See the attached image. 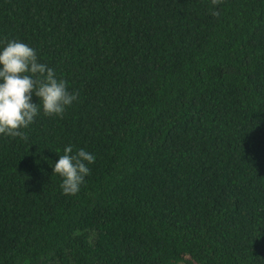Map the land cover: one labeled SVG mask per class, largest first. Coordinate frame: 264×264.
Returning a JSON list of instances; mask_svg holds the SVG:
<instances>
[{
    "label": "trees",
    "instance_id": "obj_1",
    "mask_svg": "<svg viewBox=\"0 0 264 264\" xmlns=\"http://www.w3.org/2000/svg\"><path fill=\"white\" fill-rule=\"evenodd\" d=\"M9 40L78 98L0 134V264H264V0H0Z\"/></svg>",
    "mask_w": 264,
    "mask_h": 264
},
{
    "label": "clouds",
    "instance_id": "obj_2",
    "mask_svg": "<svg viewBox=\"0 0 264 264\" xmlns=\"http://www.w3.org/2000/svg\"><path fill=\"white\" fill-rule=\"evenodd\" d=\"M211 3L218 5L222 0ZM212 15L219 16V12L213 10ZM33 94L39 103L33 102ZM77 98L78 93L69 92L65 80L57 79L52 68L38 62L36 50L28 44L9 40L0 49V134L26 140L21 129L34 122L41 107L45 116H62ZM72 152L71 145L65 147L53 166V174L62 177L64 195L80 191L90 174L88 165L95 162V156L84 149Z\"/></svg>",
    "mask_w": 264,
    "mask_h": 264
}]
</instances>
